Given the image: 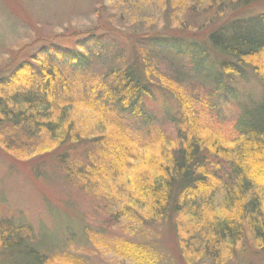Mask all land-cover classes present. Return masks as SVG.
<instances>
[{
    "label": "trees",
    "instance_id": "16d2710c",
    "mask_svg": "<svg viewBox=\"0 0 264 264\" xmlns=\"http://www.w3.org/2000/svg\"><path fill=\"white\" fill-rule=\"evenodd\" d=\"M131 1L116 0L128 10L115 14L125 27L147 10ZM223 1L156 0L146 33L124 34L122 25L74 46L52 42L0 75V147L39 161L38 177L51 164L91 197L106 223L83 228L82 238L134 264L154 262L155 249L137 236L155 223L184 256L212 258L248 237L264 249V14L203 39L184 23ZM167 14L181 29L162 26ZM43 229L0 218V264H93L65 251L73 232Z\"/></svg>",
    "mask_w": 264,
    "mask_h": 264
},
{
    "label": "rangeland",
    "instance_id": "374dc122",
    "mask_svg": "<svg viewBox=\"0 0 264 264\" xmlns=\"http://www.w3.org/2000/svg\"><path fill=\"white\" fill-rule=\"evenodd\" d=\"M155 1L149 0L150 4L144 5L148 0L139 1L141 4L132 0V9L146 7L148 10ZM191 1L184 0L188 3ZM118 6L116 0H0V75L12 66L14 70L18 64L43 48V45L53 42L61 47L74 46L90 33L106 36L110 31L120 30L119 26L123 25L124 28L125 24H120L115 14H124L126 18L125 11L128 10ZM208 8L210 12L207 15L203 14V7H197L196 16L187 15L184 18L191 33L188 35L203 39L211 33L212 28L229 20L262 15L264 0L246 7L224 0L221 5ZM147 10H143L142 14L136 13L135 19L127 17L129 22L137 24L128 23L122 28L123 33H146L153 24V20L147 17L150 9ZM163 19L166 24H160L167 27V30L174 32L181 29V23L172 20L175 19L174 15H164ZM213 19L215 21L210 25L209 21ZM125 43L129 46L136 44L132 41ZM169 65L163 62L159 68L171 76ZM167 86L170 85L167 83ZM80 112L92 119V122L96 120L88 110L82 108ZM125 124H128L126 130L130 134L138 132L139 126L136 123ZM47 143L44 142V145ZM38 162L30 160V156L23 152H9L0 147V218L28 224L39 234L43 233L42 228L57 230L58 237L71 231L73 237L65 243V251L75 257L79 255L93 264H134L99 247L96 240L87 236L82 238L83 228H102L106 223L105 215L97 209L91 197L69 184L51 164L43 170L42 176H36L34 169ZM150 228L151 231L139 234L137 240L155 249L152 264H264V249L258 248L252 237L238 244V247L225 250L212 258L200 254L189 257L182 254L176 237L164 224L155 223ZM56 264H72V261L60 260Z\"/></svg>",
    "mask_w": 264,
    "mask_h": 264
}]
</instances>
